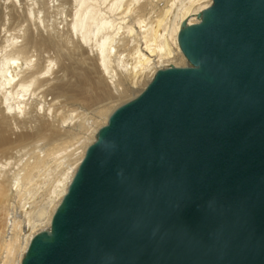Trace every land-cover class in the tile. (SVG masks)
<instances>
[{
    "label": "water",
    "instance_id": "1",
    "mask_svg": "<svg viewBox=\"0 0 264 264\" xmlns=\"http://www.w3.org/2000/svg\"><path fill=\"white\" fill-rule=\"evenodd\" d=\"M92 142L21 264H264V0H213Z\"/></svg>",
    "mask_w": 264,
    "mask_h": 264
},
{
    "label": "bare ground",
    "instance_id": "2",
    "mask_svg": "<svg viewBox=\"0 0 264 264\" xmlns=\"http://www.w3.org/2000/svg\"><path fill=\"white\" fill-rule=\"evenodd\" d=\"M212 1L0 0V264H21L51 229L110 115L189 63L181 25Z\"/></svg>",
    "mask_w": 264,
    "mask_h": 264
},
{
    "label": "rangeland",
    "instance_id": "3",
    "mask_svg": "<svg viewBox=\"0 0 264 264\" xmlns=\"http://www.w3.org/2000/svg\"><path fill=\"white\" fill-rule=\"evenodd\" d=\"M66 98H67V97H63V98H61V99H62V101H65ZM61 99H60V100H61ZM67 105H68V106H67ZM71 105H75V104H74V103H71V102H70V103H69V102H64V103L62 104L61 109H64V111H65V110H66V106H67V110H70V108L73 109V108H75V106H76V105H75V106L73 107V106H71ZM69 106H70V107H69ZM68 107H69V108H68ZM72 107H73V108H72ZM61 109H60V110H61ZM61 111H63V110H61ZM3 150H4L3 146L0 145V159L3 158V157H2V156H3V152H1V151H3Z\"/></svg>",
    "mask_w": 264,
    "mask_h": 264
}]
</instances>
